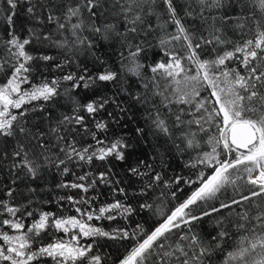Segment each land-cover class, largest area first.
Returning a JSON list of instances; mask_svg holds the SVG:
<instances>
[{
  "label": "snow or ice",
  "instance_id": "6c2138e0",
  "mask_svg": "<svg viewBox=\"0 0 264 264\" xmlns=\"http://www.w3.org/2000/svg\"><path fill=\"white\" fill-rule=\"evenodd\" d=\"M21 8L31 27L17 24ZM0 27L7 36L0 38V264H106L98 250L101 239L134 241L119 264H213L230 232L222 220L208 237L195 226L234 207L241 211L229 223L248 235L227 253L225 264H264V0H0ZM110 39L121 46L119 67L44 75L65 69L81 53L95 56L97 41ZM153 40L162 58L145 65L141 60ZM38 46L63 50L64 59L37 55ZM95 61L105 64L99 57ZM132 77L137 91L130 90ZM161 80L167 81L163 88ZM105 85L115 91L106 94ZM57 106L66 111L53 116L49 109ZM137 112L143 119L136 118L130 134L113 130L126 128ZM30 113H39L40 122L32 123ZM192 126L207 135L210 151L198 152L187 166H203L211 174L201 170L195 180L173 179L177 186L182 180L198 184L190 195L166 214L156 208L161 218L148 232L139 225L131 232L107 231L92 223L136 212L124 202L126 188L113 171L117 164L125 165L129 179L148 177L139 189L142 196L160 184L171 187L157 171L166 166L162 158L154 165L133 157L150 143L149 135L167 138L177 150L181 144L185 151L199 149ZM95 162L103 170L77 173ZM53 170L75 177L56 187L76 190L78 197L66 194L55 201L75 215L33 209L37 188L28 182ZM102 186L113 199L94 206ZM230 189L235 195L222 200ZM179 191L170 193L173 200ZM139 207L151 210L153 204Z\"/></svg>",
  "mask_w": 264,
  "mask_h": 264
},
{
  "label": "trees",
  "instance_id": "16d2710c",
  "mask_svg": "<svg viewBox=\"0 0 264 264\" xmlns=\"http://www.w3.org/2000/svg\"><path fill=\"white\" fill-rule=\"evenodd\" d=\"M183 3V0H180ZM188 19L189 24L193 26H197L199 21H192L191 18ZM99 23V21H98ZM17 24H27V26L31 27V24H28L26 17L24 15L23 9H18V18ZM49 29L54 28L52 25L47 26ZM122 27V26H121ZM87 35V33H85ZM0 38L7 39V36L4 32V28L0 27ZM59 36H54V39H58ZM156 41L153 40V47L147 49L146 59H142L141 62L145 65H152L154 61H158L162 58L160 55V48L155 46ZM43 51L45 54L56 56L58 60H63V50H58L54 47H45L40 48L39 46L37 49L34 50L35 54L39 55L40 52ZM121 51V46L119 42L115 39H110L108 41L99 40L97 41L96 48L94 49L95 56L88 54V53H81L76 59L75 63H70L68 66L65 67L63 70H55L52 69L51 71H45L44 75L48 77V79H52L53 77H60L65 72H75L77 75L80 74V68L87 66L89 72H98L101 71L105 66L111 68L119 67V55L118 53ZM143 55V54H142ZM95 57H99L102 59L105 64L102 65L99 62L95 61ZM79 66V67H78ZM148 77L151 76L150 72H146ZM40 76L37 75L33 81V83L38 82ZM3 82V77L0 76V83ZM132 86L130 88L131 91L139 90L138 83L135 77L131 78ZM161 87L167 83V81L161 80ZM64 85H62L63 87ZM127 86V85H126ZM27 87V85L25 86ZM115 91L111 85L104 86V92L108 95H111L112 92ZM206 93H202L205 95ZM81 95H85V93H81ZM62 104L64 101L61 102ZM47 107V106H46ZM52 111L53 116H59L62 112L66 111L65 108H61L57 106L55 109H49ZM111 110V109H109ZM131 116L132 113H129ZM30 117L32 119V123H39V113H30ZM106 118V117H105ZM136 118H139L141 121L143 117L140 115L139 112L135 114L133 121L129 124L126 128L114 127V131L117 134H124L131 132V129L136 126ZM127 119V118H126ZM54 123V121H53ZM192 132L196 133V141L200 144L199 149H187L184 150V145L181 144V149L177 150L173 147L172 142L168 141L165 142L167 138L160 137L159 139L152 137L149 135L148 140L150 143H145L142 149H137L136 155L133 157V161H135L137 156H143L144 158L148 159L154 165L159 164V160L162 158L165 163V167H157V171H162L164 175V179L171 184V187H165L164 184H160L158 186H154L149 192L147 196H142L139 194V189L141 188L142 184L148 183V177L145 176L143 178H131L129 179L125 173L123 172V168L125 165L117 164L116 167L113 169L114 172L119 174V177L122 178V185L126 188L127 191V199L117 195L116 199H124V202L130 204L133 208L136 209V212L130 215L127 219L122 217H118L116 220L108 221V220H101V221H92L93 224L103 227L107 231H112L113 229L117 228H127L130 232L137 228V225L144 232L151 231L152 228L156 225V223L160 220V215L155 211L156 208H162L163 212L166 214L175 204H178L181 200L185 199L191 192L198 186V184H186L181 181V183L177 186L172 184V181L176 177H183L184 179H196L197 172L203 170L205 175L211 174V169L203 168V166H198L197 168H190L188 167L189 162H195V158L198 152L203 151H210V146L206 143L207 135L205 133H200L196 129L195 126L191 128ZM177 143L180 141L177 140ZM145 152L147 155L145 156ZM158 159L156 161H152L151 157L157 155ZM86 170H95L100 171L103 170V165L99 162H95L94 167L92 166H83L77 169L78 174H82ZM3 173H0V179H3ZM71 174L67 176H61L53 170L51 173L44 175L43 178H38L36 181H29L28 185L30 187L37 188V192L33 195V209H40L43 211H51L62 213L64 215H75L74 209L68 206L65 203L63 208L58 207L55 203L56 199L62 195H74L78 197V193L76 190H68V189H60L57 188L56 185L61 181H71L74 180ZM177 187L182 189V191L177 192V198L173 200L171 198L170 193L175 190ZM21 190H25L23 185H21ZM2 191V190H0ZM99 199L96 201L94 206L103 205L105 203H109L112 201L113 197L109 194L110 189L105 187L99 188ZM163 193V195H161ZM96 193L90 192L89 195H95ZM235 195L229 190L228 194L222 196V200H228L231 196ZM238 198V197H237ZM44 201H49V203H43ZM148 202L153 204V209H140L139 205L141 203ZM212 203L219 206V203L213 201ZM241 209L234 207L232 210L224 209L221 213L214 214L211 217H205L202 221L198 222L195 226V231L199 233L202 237H208V234H215L218 229V220L223 221V226L230 232V238L225 241L222 245V249L218 250L213 256V264H225L227 260V253L236 251L237 247L241 244V239L243 236L248 235V233L237 230L232 226L229 221H236L237 220V213L240 212ZM255 214V209L249 210V215L253 216ZM30 220H26V223H29ZM57 236L62 235L61 233H57ZM50 237H45V242L48 241ZM99 252L102 256L106 259V264H119L120 259H122L133 245L134 241L131 240H106L101 239L99 240ZM231 264H239L238 261H232Z\"/></svg>",
  "mask_w": 264,
  "mask_h": 264
}]
</instances>
